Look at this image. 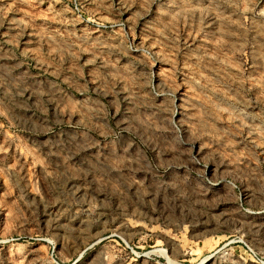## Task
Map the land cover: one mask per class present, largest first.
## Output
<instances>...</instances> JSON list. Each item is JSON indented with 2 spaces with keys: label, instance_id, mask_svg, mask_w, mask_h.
Listing matches in <instances>:
<instances>
[{
  "label": "rangeland",
  "instance_id": "obj_1",
  "mask_svg": "<svg viewBox=\"0 0 264 264\" xmlns=\"http://www.w3.org/2000/svg\"><path fill=\"white\" fill-rule=\"evenodd\" d=\"M0 264H264V0H0Z\"/></svg>",
  "mask_w": 264,
  "mask_h": 264
}]
</instances>
